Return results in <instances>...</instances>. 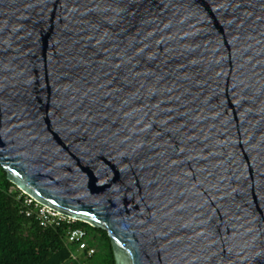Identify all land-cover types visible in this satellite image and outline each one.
I'll return each instance as SVG.
<instances>
[{
	"label": "water",
	"instance_id": "1",
	"mask_svg": "<svg viewBox=\"0 0 264 264\" xmlns=\"http://www.w3.org/2000/svg\"><path fill=\"white\" fill-rule=\"evenodd\" d=\"M0 166L115 264H264V0H0Z\"/></svg>",
	"mask_w": 264,
	"mask_h": 264
},
{
	"label": "trees",
	"instance_id": "2",
	"mask_svg": "<svg viewBox=\"0 0 264 264\" xmlns=\"http://www.w3.org/2000/svg\"><path fill=\"white\" fill-rule=\"evenodd\" d=\"M24 195L8 181L5 169L0 166V264H115L107 231L82 221L42 228L35 218L21 212ZM73 228L88 232L89 243L96 248L93 257L71 259L66 238Z\"/></svg>",
	"mask_w": 264,
	"mask_h": 264
},
{
	"label": "built area",
	"instance_id": "3",
	"mask_svg": "<svg viewBox=\"0 0 264 264\" xmlns=\"http://www.w3.org/2000/svg\"><path fill=\"white\" fill-rule=\"evenodd\" d=\"M20 210L28 218H35L42 228L59 226L62 223L72 224L77 220L43 205L28 195H24ZM89 234L83 228L69 229L66 243L71 248V259L78 261L81 257L91 258L96 254V248L89 243Z\"/></svg>",
	"mask_w": 264,
	"mask_h": 264
}]
</instances>
